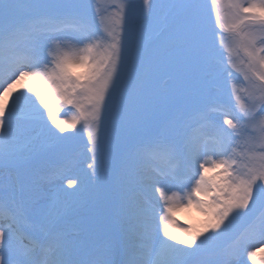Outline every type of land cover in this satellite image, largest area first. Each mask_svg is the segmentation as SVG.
<instances>
[{
	"label": "snow or ice",
	"instance_id": "snow-or-ice-1",
	"mask_svg": "<svg viewBox=\"0 0 264 264\" xmlns=\"http://www.w3.org/2000/svg\"><path fill=\"white\" fill-rule=\"evenodd\" d=\"M85 132V172L48 151ZM255 237L264 0H0V264H241Z\"/></svg>",
	"mask_w": 264,
	"mask_h": 264
},
{
	"label": "rangeland",
	"instance_id": "rangeland-1",
	"mask_svg": "<svg viewBox=\"0 0 264 264\" xmlns=\"http://www.w3.org/2000/svg\"><path fill=\"white\" fill-rule=\"evenodd\" d=\"M137 4L141 3V0H135ZM206 3H210V0H206ZM136 25L139 27L141 25V21L137 20ZM226 55L224 56V59H226ZM240 79L239 74L236 75L235 80L238 82ZM232 80L228 81V84L232 83ZM23 90V89H22ZM228 91L229 89L227 87L214 90L207 98L206 103L208 105H212L215 103H218L220 99L227 100L228 98ZM67 113V115H65ZM72 115L71 112H68V106L61 109L59 113H57V117L59 119H68ZM214 119L217 122H220L223 119V114L221 112L214 113ZM50 123V122H49ZM54 127V126H53ZM27 135L30 136H41L43 137L47 133V128L36 124L33 125L25 130ZM77 132H79V126L77 127ZM87 142V133L85 132L83 135H78L75 137L73 141L70 142L67 149H61L58 148L55 144L50 143L48 145V151L50 153L56 154L60 157H67L69 154L71 158L74 160L73 167L80 171L81 173L85 172L87 169V149L85 147ZM67 183V181H65ZM210 219H208L209 222ZM183 224V223H182ZM189 221L185 222V227L190 228L191 224ZM208 224V223H207ZM184 225V224H183ZM189 225V226H188ZM238 230L243 231V224L238 225ZM200 231V230H199ZM256 248H264V242H262L261 238L255 237L251 238L246 245L245 250H242L240 253V261L241 264H251V261L248 260L247 252L251 251ZM264 256V252H257V260H260L261 257Z\"/></svg>",
	"mask_w": 264,
	"mask_h": 264
},
{
	"label": "bare ground",
	"instance_id": "bare-ground-1",
	"mask_svg": "<svg viewBox=\"0 0 264 264\" xmlns=\"http://www.w3.org/2000/svg\"><path fill=\"white\" fill-rule=\"evenodd\" d=\"M22 90V89H20ZM15 94H18L15 93ZM5 99H8L6 96ZM9 104L11 103V100L8 99ZM213 173H209V175H212ZM165 187H171L172 191H179V188L175 187L174 184L170 181L164 182ZM183 195V193H181ZM175 219L178 221L177 225H175V232L180 236L186 235V229L191 231H199L206 227L208 223V219H210L209 215H207L205 212L199 210L196 206H192L190 208L184 207L180 210L175 212ZM189 221L191 224L190 228L185 227V222ZM184 225H183V224ZM189 224V225H190ZM188 225V226H189Z\"/></svg>",
	"mask_w": 264,
	"mask_h": 264
}]
</instances>
